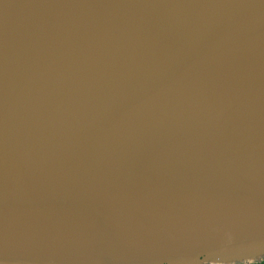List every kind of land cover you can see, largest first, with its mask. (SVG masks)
Listing matches in <instances>:
<instances>
[{
    "label": "water",
    "instance_id": "water-1",
    "mask_svg": "<svg viewBox=\"0 0 264 264\" xmlns=\"http://www.w3.org/2000/svg\"><path fill=\"white\" fill-rule=\"evenodd\" d=\"M264 260V0H0V264Z\"/></svg>",
    "mask_w": 264,
    "mask_h": 264
},
{
    "label": "trees",
    "instance_id": "trees-1",
    "mask_svg": "<svg viewBox=\"0 0 264 264\" xmlns=\"http://www.w3.org/2000/svg\"><path fill=\"white\" fill-rule=\"evenodd\" d=\"M253 264H264V260L257 262V263H253Z\"/></svg>",
    "mask_w": 264,
    "mask_h": 264
}]
</instances>
